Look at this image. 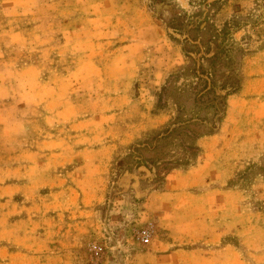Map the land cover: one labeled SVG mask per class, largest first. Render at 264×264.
<instances>
[{
    "label": "rangeland",
    "instance_id": "1",
    "mask_svg": "<svg viewBox=\"0 0 264 264\" xmlns=\"http://www.w3.org/2000/svg\"><path fill=\"white\" fill-rule=\"evenodd\" d=\"M8 6L19 15L0 17V62L17 57L19 64L6 74L0 68V264H160L158 256L186 247L184 221L198 215L201 232L238 235L237 264H264V0ZM186 42L198 47L191 46L192 62ZM198 64L213 83V101L180 97L197 80L184 69ZM180 110L195 133L215 131L146 143L178 125ZM192 144L198 152L188 156L183 149ZM55 153L47 170L60 175L58 185L46 176L34 189L22 181L7 189L24 167L36 171ZM164 158L180 164L157 175ZM176 172L191 178L170 190ZM163 193L179 197L159 207L152 195ZM193 200L205 206L189 212ZM145 228L152 237L142 245ZM227 242L200 244L219 250ZM92 244L103 249L96 259ZM224 255L192 259L220 264ZM185 259L176 255L173 264Z\"/></svg>",
    "mask_w": 264,
    "mask_h": 264
},
{
    "label": "crops",
    "instance_id": "2",
    "mask_svg": "<svg viewBox=\"0 0 264 264\" xmlns=\"http://www.w3.org/2000/svg\"><path fill=\"white\" fill-rule=\"evenodd\" d=\"M9 3L15 4V0H0V17H15V16L19 15L18 10H15V9L11 8L10 6H8ZM12 29L15 30V27H12ZM15 62L17 64H19V60L17 57L9 58L7 61H4V63L0 62V65H2V67L0 66V68H2L3 74H6L7 72H9V69L14 68V66L17 65ZM25 66H29V65L27 64ZM61 142L62 143L55 141L56 147L59 148V146H57V145H63V141H61ZM50 143H52V142H50ZM56 152L59 153L58 150H56ZM59 154H56V153L51 154L48 157V160H44V162L42 160H39L38 165H37V169H36V171L38 173L36 175H34L35 174L34 172H36V171H34L35 168L33 166H28V169H26V167H24V171H23L24 173H23L22 178L19 177V178H17L16 182L10 183L9 185H7V189L8 190H14L16 187H18V182L22 181V182H24L23 186L26 189L31 190V188L34 189V187H35L34 184H36L37 182H41L43 180L46 181V179H45L46 176L49 177L48 179L50 182L52 181V177H53L54 181H52V183L55 184V182L57 181V177H59L60 175L57 173L56 170H54V172H52L51 169H50V171L47 170V164L50 163V159L52 157L59 158L60 157ZM55 160H57V159H55ZM16 170H17V172L20 171V169H15L14 171H16ZM55 172H56V174H55ZM32 175H34L33 178H31ZM36 178H38L37 179L38 181L35 180ZM189 178H191V177H189L188 174L185 172H176L174 174L173 173L170 174L167 178V180L170 179V183L168 184V186L170 187L169 189L171 190L173 188H180L181 185H184V181H188ZM58 184H55V185H58ZM39 186H43V185L40 184ZM172 195H173L172 193H168V194L163 193L161 195L157 194V195H152V196H154V197L156 196V198H157L156 202L159 203V207H160V206H162V202L166 201L168 197L171 199H172V197L174 199H178V197H179V195L177 196V194H175L174 196H172ZM187 203H188L187 206H189L188 207L189 212H191L190 208H193L192 209V211H193L194 209L203 208V206H205L204 204H203V206L200 205L199 201H195V200H193L192 203H190V201H188ZM189 204H192V205H189ZM165 215L168 216V213H166ZM201 218H203V217L198 215L197 217L191 216V217L185 219L183 226L186 227L187 230H184V232L182 233V236H181L182 242L181 243L182 244L184 243V245H186V247L182 248V249H178V250L177 249L172 250V251L170 250V252H167L166 254L158 256V262L161 261V262H159L160 264H163V263L173 264L174 260H175V256L179 255L181 253L186 254L187 257L191 258V259H185V260L189 261V264H194V260L192 259V257H195V256L199 257L200 255H206V254L208 256H210L211 254H216V253L219 255V254H223V252H225V255L223 256L225 259H223V260L221 259L220 264H237V255H238L237 244H235V242H233L232 239L234 237H237L238 235H233L230 232L222 233L221 229H220L222 227H218V229H216V231H214V234L201 232V226L203 225V223H205V219L202 220ZM225 238L229 239V242H227L225 244V246H223L219 250H217L216 248L214 250H211L212 248L207 249V248L201 246V244H206V246H209L210 244H214L216 242H218V244H221V241L224 242ZM166 246L168 248L170 246V244H167ZM221 257H222V255H221ZM209 258L210 257H208V259Z\"/></svg>",
    "mask_w": 264,
    "mask_h": 264
},
{
    "label": "trees",
    "instance_id": "3",
    "mask_svg": "<svg viewBox=\"0 0 264 264\" xmlns=\"http://www.w3.org/2000/svg\"><path fill=\"white\" fill-rule=\"evenodd\" d=\"M173 38V37H172ZM176 39V38H174ZM200 43V42H198ZM197 44L193 43L190 44L189 42H186L183 46V51L186 55V58L190 59V61L192 62V58H191V46L196 48ZM198 48V47H197ZM207 54V52L203 53V56H201V58H203L205 60V55ZM207 62H210L208 59H206ZM183 76L187 77V78H194L197 79L196 81H190L187 89H185L183 91L182 96L180 97H184V98H193L192 100L194 102H206V101H213V98H210V95L212 93H214L213 87H212V81L209 77V74L206 72V70L203 68L202 65L198 64L195 66H190L188 65L183 73ZM180 78V76H178L177 74L174 76V80H178ZM171 84V82H170ZM169 84V86H170ZM168 87H164L162 89V94L165 95V97H167V91H168ZM163 100L161 99V95H160V99L158 101V108H164V104L162 105L161 102ZM222 102H219L217 104H221ZM213 105V104H212ZM212 105H208L206 107H213ZM182 111L180 110V114L178 115V117H176V119L172 122L173 125H175L178 122V125L173 126L172 129L170 128H165L161 131H157V132H152L146 139L145 141H147L146 143L149 144H155L158 142H161L171 136H174V138L180 137V136H185L186 138L195 140L197 138H199L200 136H205V135H209L212 134L215 131L214 127H204L205 129L202 131V134L200 133H195V131H192V127H193V122H191V119H183L182 117ZM149 152H155L157 150L156 147H148L147 149ZM183 152L185 154H187L188 156H195L198 152V148L195 145H189L188 147H185L183 149ZM180 163L178 161H173V160H167V158H164V160H162V162L156 167L158 169L157 171V175L160 174V172H164V176H166L169 171H171L172 169H175Z\"/></svg>",
    "mask_w": 264,
    "mask_h": 264
},
{
    "label": "built area",
    "instance_id": "4",
    "mask_svg": "<svg viewBox=\"0 0 264 264\" xmlns=\"http://www.w3.org/2000/svg\"><path fill=\"white\" fill-rule=\"evenodd\" d=\"M152 237V232L150 228H145L139 233V241L142 245H147L150 243ZM89 252L93 256V258H98L102 255L103 249L101 246L92 244L89 247Z\"/></svg>",
    "mask_w": 264,
    "mask_h": 264
}]
</instances>
